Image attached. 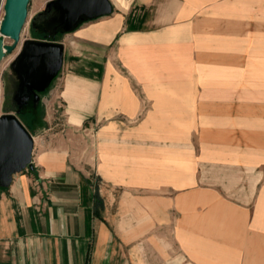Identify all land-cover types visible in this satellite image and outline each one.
<instances>
[{
    "label": "crops",
    "instance_id": "crops-1",
    "mask_svg": "<svg viewBox=\"0 0 264 264\" xmlns=\"http://www.w3.org/2000/svg\"><path fill=\"white\" fill-rule=\"evenodd\" d=\"M48 1L36 0L33 12ZM111 2L121 12L64 31L68 42L31 38L64 47L59 72L38 95L68 67L78 78L63 91L69 123L134 113L140 101L129 81L110 80L114 59L79 57L82 48L111 47L156 105L144 129L152 119L209 121L201 128L203 152L215 154L206 160L209 185H199L194 143L185 158L182 142L136 144L134 129L108 154L98 147L94 165L74 162L68 147L34 145L33 168L0 186V264H264V0ZM124 184L169 188L116 194ZM157 223L159 238L146 236Z\"/></svg>",
    "mask_w": 264,
    "mask_h": 264
},
{
    "label": "rangeland",
    "instance_id": "rangeland-1",
    "mask_svg": "<svg viewBox=\"0 0 264 264\" xmlns=\"http://www.w3.org/2000/svg\"><path fill=\"white\" fill-rule=\"evenodd\" d=\"M35 1L36 0L30 1L31 4L29 6L30 9L28 19L21 37V47L16 48L12 53L7 54L0 66V115L5 112V93L8 92L11 95L14 94L16 92L15 89L22 82V76L15 66L18 56L20 55V52L22 50V44L26 40L31 38H55V40H65L66 42H68L69 38L72 36L65 35L66 32L62 31V27H60L61 24L59 21L60 13L56 11V6H50L52 0H49L45 8L38 13L33 12V6ZM218 10L222 11V8ZM45 12H49V15H44ZM113 12H121V10H119L116 5L113 4ZM101 19L104 18L95 19L94 21H98ZM85 22L89 21L84 19L79 24V26H83ZM79 26L77 28H79ZM77 28H75V30H77ZM6 41L10 43L9 38H6ZM216 42L217 47H222L223 40H217ZM81 51L82 54L79 57H82L84 59H87L86 57H88L91 59L101 60L103 58H106V56H103L104 53L110 55V58L114 59V64L116 68V71H114V77L110 80H115L116 76L120 74L122 76L121 78H125V80L129 81L131 85L130 89L137 96L140 101V104L138 103L137 110L130 115L124 112V110H119L120 112L115 111L112 114H107L108 116H110V118L108 119L97 121L96 119L92 118L86 120L82 124H79L77 122L78 119L72 118L71 123H69L67 121L66 115V111L68 110V108L67 103L64 100L63 91L65 90L66 86L70 83V81L74 82V80H78V78L73 77L72 75L74 72H70L68 70L69 68L65 67L62 72L57 76V78L54 79L49 90L40 94V104L38 109L36 108L34 114H31L27 118V125L29 127V131L32 133L33 136L37 137V142L35 140V145H37V147H40L41 149L45 147L48 148L51 146L68 147L70 149L71 159L74 162L79 165H85V162L87 160H90L94 165L96 149L98 147H100V149L104 148L105 154H108L107 150H112V143H128V130H135V141L132 140V142H135L136 144H154L162 142L168 144L170 147V145L181 144L182 142L185 149V158H187L188 156V147H190L192 143H194L197 148L196 152L199 155V159L201 161V168L199 169L201 183H199V185L208 186L209 169L206 166L208 165L206 160H214L215 154H209L207 151L203 152V149L205 150V142H203L201 137V128L205 125H208L209 121H177L152 119L148 121L151 129H144V124L147 123V121L145 120L147 112H149L151 109H154L156 105L153 104L152 100L149 99L150 94L145 91L142 85L130 73V71L128 70V64L125 62V60L122 61V57H120L119 54H117L116 52L112 54L113 51L111 47L103 49H87L86 47L84 50L82 48ZM141 52H143V50ZM153 57H155L156 60L160 59L159 56ZM124 59L127 60V57L125 56ZM75 74H89L91 75V77L97 75L96 72L90 73L84 71H77L75 72ZM19 89L17 90L15 97L17 96ZM216 95L222 98V87H217ZM58 102L60 104V107L58 106ZM180 122H183L182 131H179L181 127ZM192 128L195 129V135L193 136L191 135ZM150 130L152 135H149ZM159 132H162V135H160L161 137L155 136ZM208 154L210 157L207 156ZM130 187L131 185L128 184L116 187V194L119 195L120 193H122V191L131 190L134 194L141 196L151 191V193L159 195L164 194L167 188H169L167 186L162 187L161 185L154 184H152L151 191L150 189H144L139 185H136V187H134L133 189ZM172 190L174 191L173 188ZM134 218H136L137 225L143 224V216H137ZM154 228L156 229H153L151 233H146V236L151 235L153 238H159L160 232L158 231V223L157 226L155 225ZM164 234L167 235L168 239H172L174 237V233L170 227H168V232ZM135 237L138 238V241L147 238L145 237V233L143 232H136Z\"/></svg>",
    "mask_w": 264,
    "mask_h": 264
},
{
    "label": "water",
    "instance_id": "water-1",
    "mask_svg": "<svg viewBox=\"0 0 264 264\" xmlns=\"http://www.w3.org/2000/svg\"><path fill=\"white\" fill-rule=\"evenodd\" d=\"M30 1L5 2V15L0 27V66L5 56L21 42ZM50 4L60 11V21L66 32L74 30L84 19L98 18L113 11L110 0H52ZM6 38L12 39V43H6ZM63 51V44L54 40L28 39L22 44L15 65L22 76L16 96L19 101L27 100L30 90L45 89L62 66ZM34 145V136L14 112L0 115V186H9L15 174L33 168Z\"/></svg>",
    "mask_w": 264,
    "mask_h": 264
},
{
    "label": "flooded vegetation",
    "instance_id": "flooded-vegetation-1",
    "mask_svg": "<svg viewBox=\"0 0 264 264\" xmlns=\"http://www.w3.org/2000/svg\"><path fill=\"white\" fill-rule=\"evenodd\" d=\"M19 88H20V84L17 86L15 91L17 92ZM16 92L12 95L9 94L8 92L5 93V96H4L5 112H14L22 120L23 124L29 130V127L27 125V118L31 114H34V111H36V108L38 109L39 104H40L39 95L37 93V90L35 89L30 90L29 98L27 100L22 99L20 102L17 99V97H15Z\"/></svg>",
    "mask_w": 264,
    "mask_h": 264
},
{
    "label": "built area",
    "instance_id": "built-area-1",
    "mask_svg": "<svg viewBox=\"0 0 264 264\" xmlns=\"http://www.w3.org/2000/svg\"><path fill=\"white\" fill-rule=\"evenodd\" d=\"M4 15H5V4L0 9V27H1L2 21L4 19Z\"/></svg>",
    "mask_w": 264,
    "mask_h": 264
},
{
    "label": "bare ground",
    "instance_id": "bare-ground-1",
    "mask_svg": "<svg viewBox=\"0 0 264 264\" xmlns=\"http://www.w3.org/2000/svg\"><path fill=\"white\" fill-rule=\"evenodd\" d=\"M10 39V38H9ZM6 43H8L7 41H6ZM10 43H12V39H10ZM21 45V42H20V44H19V46ZM19 46L17 47V48H19Z\"/></svg>",
    "mask_w": 264,
    "mask_h": 264
},
{
    "label": "trees",
    "instance_id": "trees-1",
    "mask_svg": "<svg viewBox=\"0 0 264 264\" xmlns=\"http://www.w3.org/2000/svg\"><path fill=\"white\" fill-rule=\"evenodd\" d=\"M44 15H46V16H47V15H49V12H48V13H47V12H45V13H44ZM52 16H53V15H52ZM30 118H31V117H30Z\"/></svg>",
    "mask_w": 264,
    "mask_h": 264
}]
</instances>
